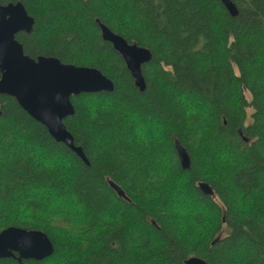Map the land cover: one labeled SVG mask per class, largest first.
<instances>
[{
  "label": "trees",
  "instance_id": "obj_1",
  "mask_svg": "<svg viewBox=\"0 0 264 264\" xmlns=\"http://www.w3.org/2000/svg\"><path fill=\"white\" fill-rule=\"evenodd\" d=\"M17 1L34 18L15 35L25 54L114 85L70 97L63 123L88 163L0 94V231H41L54 248L21 264H264V0H231L236 16L220 0L0 3ZM96 19L150 50L143 91Z\"/></svg>",
  "mask_w": 264,
  "mask_h": 264
},
{
  "label": "water",
  "instance_id": "obj_2",
  "mask_svg": "<svg viewBox=\"0 0 264 264\" xmlns=\"http://www.w3.org/2000/svg\"><path fill=\"white\" fill-rule=\"evenodd\" d=\"M220 1L231 16L238 14L231 0ZM96 23L102 40L109 42L122 57L134 85L143 91L146 83L141 65L151 59L150 50L129 43L98 19ZM33 24L34 18L20 1L0 3V94L12 96L23 110L46 127L56 141L64 143L88 163L82 148L74 144L73 136L66 129L63 119L74 113L70 100L72 95L112 91L113 82L95 67L64 63L55 56L38 55L34 58L25 54L15 35L18 32H31ZM242 138L247 140L246 137ZM174 148L181 168L189 169L190 156L186 148L178 140L174 142ZM108 185L119 197L129 200L124 190L114 181L108 179ZM197 186L202 193L213 194L207 182L200 181ZM53 253L52 242L41 231L17 227L0 231V259H13L19 264L26 260L39 262ZM185 264L208 263L190 257Z\"/></svg>",
  "mask_w": 264,
  "mask_h": 264
},
{
  "label": "rangeland",
  "instance_id": "obj_3",
  "mask_svg": "<svg viewBox=\"0 0 264 264\" xmlns=\"http://www.w3.org/2000/svg\"><path fill=\"white\" fill-rule=\"evenodd\" d=\"M246 96L249 98V95H248V93H246ZM250 111H251V109H249L248 110V114L250 113ZM249 120L250 119H248L247 121L249 122ZM54 201L56 202V203H58L59 205H61V206H66V205H64L62 202H61V200L58 198V199H54ZM68 207V206H67ZM64 209V207H62V210Z\"/></svg>",
  "mask_w": 264,
  "mask_h": 264
}]
</instances>
